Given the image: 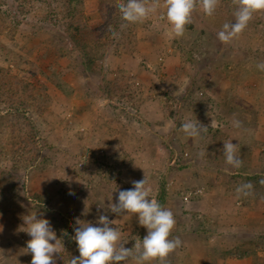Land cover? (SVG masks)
Listing matches in <instances>:
<instances>
[{
	"label": "rangeland",
	"instance_id": "374dc122",
	"mask_svg": "<svg viewBox=\"0 0 264 264\" xmlns=\"http://www.w3.org/2000/svg\"><path fill=\"white\" fill-rule=\"evenodd\" d=\"M66 1L0 0V90H18L0 103V264H31L25 222L35 212L60 232L56 264L79 257L78 220L96 226L106 215L126 248L134 232L142 240L147 229L138 215L108 206L145 176L149 200L166 185L163 207L176 220L170 239L182 241L162 264H264V192L233 190L248 176H264V71L256 67L264 62V11L223 43L217 33L235 23L234 0H219L212 16L198 5L182 37L160 18L164 0L157 13L131 24L119 18L107 33L97 28V0H84L87 28L67 27ZM73 35L85 42V62ZM20 79L29 89L14 84ZM198 97L204 112L190 110ZM13 106L37 129L42 170L19 164L16 148L27 134L13 128ZM188 119L207 131L189 138L181 131ZM235 119L242 127H233ZM228 141L239 145V168L225 161Z\"/></svg>",
	"mask_w": 264,
	"mask_h": 264
},
{
	"label": "clouds",
	"instance_id": "9594fccd",
	"mask_svg": "<svg viewBox=\"0 0 264 264\" xmlns=\"http://www.w3.org/2000/svg\"><path fill=\"white\" fill-rule=\"evenodd\" d=\"M219 0H164L165 12L161 14V19H166L171 25L176 37H182L186 31V26L192 23V14L199 5L207 16H212L216 11ZM237 5L235 11V23H225L222 30L217 33L218 39L223 43H229L247 27L253 18L254 13L264 11V0H234ZM122 14V19L128 23H137L147 18L151 14L157 13L161 7L159 0H127L126 3L118 5ZM256 67L264 71V62H260ZM233 127H242V122L233 120ZM181 131L189 138H195L207 131V127L191 119L185 120L181 124ZM239 145H234L231 141L224 142L223 156L227 164L234 168H239L243 160L238 155ZM201 152L200 155H206ZM133 187L128 190L119 191L117 202L109 204V210L116 215H121L125 211L129 214H137L138 222L147 229V235L139 242H135L134 247L126 248L125 241L121 238V233L116 227H112L115 220H109L106 215H100L97 225L77 221L79 227L75 228V240L79 257H72L69 264H124L135 260L136 264H146V262L159 260L162 262L182 246L179 237L171 238V231L176 224L174 214L170 209L164 208L155 199L150 197V189L146 187L147 178L139 181H131ZM264 184V179H261ZM253 185L251 182L241 184L237 187L238 195L248 196L251 194ZM87 214V211L84 213ZM27 234L31 237L27 241L26 253L32 256L31 264H56L54 254L60 252V239L57 238L48 219L42 214L38 218L37 213L28 216ZM55 241V243H50Z\"/></svg>",
	"mask_w": 264,
	"mask_h": 264
},
{
	"label": "trees",
	"instance_id": "16d2710c",
	"mask_svg": "<svg viewBox=\"0 0 264 264\" xmlns=\"http://www.w3.org/2000/svg\"><path fill=\"white\" fill-rule=\"evenodd\" d=\"M97 1H98L97 11L99 13V16L103 20V25L97 27L98 31L101 33L102 32H106V33L110 32L114 28V26H113L114 22L117 19L122 18V14H121L119 7H118L119 1L118 0H97ZM83 5H84V0H67L64 4V7H63V14L61 13L63 20L70 21L71 25H68V23H67V27H71L72 25H74L75 27L77 26L76 27L77 32H80L79 29H81V26L83 28L88 27L87 23L84 22L85 20H83V15L81 13ZM115 23H117V21ZM187 26L191 27L192 25L189 24ZM70 40L73 41L75 45L76 44H78V45L79 44H81V45L85 44V42L82 43L77 38H74V35L71 37ZM81 48H82L81 49V56H83L82 60L84 61V58H87L88 53L85 51L83 45ZM70 56L72 57V55H70ZM90 58H89V60H90ZM1 72H3V69L0 67V73ZM4 75H6V73L3 74V76ZM14 84L17 86L19 85V87L20 86L24 87V88L26 87L28 89H29V86H31V85H29L28 82H24L22 79H20L18 82H15ZM2 87H3V83L0 82V89ZM196 88H197V86H195V89ZM1 90H0V103L3 102L2 98H7V100H10V102H11L14 99V95H16L18 93V90H11L9 93H8V91L1 93ZM6 90H8V88ZM192 92H195L194 88L191 91H189V93H187L188 96L183 103V107H185L184 105H186V104L188 105V98L191 97ZM189 107H190V110H192V111L204 112L206 110V107L204 106L203 99L202 98L200 99V97H198L194 101L193 105H189ZM13 108H14L13 109L14 113H13L12 118H11L13 128L20 130V131L25 130V132L27 134V136H25V138H27V139H25L24 142L22 141L20 146L16 148L15 153H18V160L20 161L19 164H22V166L23 165H25V166L30 165L31 167H35L39 170H42L44 168L46 159H43L40 157L39 150L36 149V147H35V143H36L35 141H36V135H37L36 130L37 129L34 128L35 125L31 121V119L28 118L27 116H25L24 111H18L17 106H13ZM27 128H28V130H27ZM202 133H204V132H202ZM23 134H24V132L20 133V135H19L20 139L23 138L22 137ZM34 151H36V154H33ZM260 161L262 164H264V151H262V153L260 154ZM76 172L80 173L81 171L76 169ZM263 177L264 176H262V175H254V176H248L245 178L246 179L245 182L249 181V182L253 183V189L251 190V194H255L256 196H262V193L264 192V184H261L260 181H261V179H264ZM233 186H236V185H233ZM236 189L234 188L233 190H236ZM165 196H166V185L164 184V182H162L160 189H159V193H157L155 195V200H157V202L160 203L162 207H163L164 202H165ZM37 197H39V195ZM63 220L64 221H62V219H60V221H59V222H61L60 224L63 227H67L68 226V223H67L68 220L67 219H63ZM56 232L58 234L60 233L59 230H56ZM64 238L69 239V237H67V236H65ZM128 238H129V243H130L128 245V248L130 246L133 247L135 245L136 240L142 238V232H134ZM69 255H67V256L62 255V256L65 258H69ZM227 255H231V251H228L224 254V256H227ZM245 255H246V253L242 254V256H245Z\"/></svg>",
	"mask_w": 264,
	"mask_h": 264
}]
</instances>
